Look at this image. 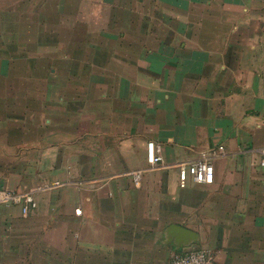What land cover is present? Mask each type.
Returning <instances> with one entry per match:
<instances>
[{
    "label": "crops",
    "instance_id": "obj_1",
    "mask_svg": "<svg viewBox=\"0 0 264 264\" xmlns=\"http://www.w3.org/2000/svg\"><path fill=\"white\" fill-rule=\"evenodd\" d=\"M16 11L37 33L0 34V189L36 206L0 203V264H264V0H0ZM202 154L212 182L180 186Z\"/></svg>",
    "mask_w": 264,
    "mask_h": 264
},
{
    "label": "built area",
    "instance_id": "obj_2",
    "mask_svg": "<svg viewBox=\"0 0 264 264\" xmlns=\"http://www.w3.org/2000/svg\"><path fill=\"white\" fill-rule=\"evenodd\" d=\"M259 164L264 167V146L259 149ZM147 162L150 167H157L162 163L160 147L153 141L147 142ZM213 164L209 156L202 154L196 160L191 162L178 164L179 185L185 186L187 177L190 175L197 182L211 183L213 180ZM133 182L138 184L140 181V171L131 173ZM59 182H52L51 186L58 185ZM0 203L3 204H19L21 212L27 214L31 209L35 208L36 202L30 193H16L9 189H0ZM214 253L210 249L200 248L189 250L184 253H175L171 258V264H213Z\"/></svg>",
    "mask_w": 264,
    "mask_h": 264
},
{
    "label": "rangeland",
    "instance_id": "obj_3",
    "mask_svg": "<svg viewBox=\"0 0 264 264\" xmlns=\"http://www.w3.org/2000/svg\"><path fill=\"white\" fill-rule=\"evenodd\" d=\"M31 1H33V0H31ZM35 1H37V0H34V2ZM33 14H34V12H32V11H28V12H26V11L9 12V15H7V12H0V19L5 18L6 15L9 17L10 20L6 21L5 23H8L10 25V27H11L10 29H9V27H8V29L5 28V23L0 21V23H1V25H0V34L3 35V37L5 35H7V36H11V37L16 38L15 32L18 30V31L21 32L20 35L22 37L25 36L27 38H30V40L32 41V39H35V35L37 33V30L35 28H32L33 26H30L31 23H32L31 20L33 19L32 18ZM156 15L157 16L154 17V18H156L157 24L150 26V28H148V29H150L152 31V32L150 31L151 33H155V34H165V33H167V28L165 26H161L162 21H161V17H160V12H158ZM44 16H47L49 21H51V20L55 21L57 19H60L59 14H55V13H52V12H46L45 14H41V17H44ZM22 17H25L23 19H27L26 17H28V19L26 21L28 24H26L27 26L23 25L22 27L24 29L21 30V28L19 27L20 29H18L17 28L18 26H16V25L19 22V20H23ZM44 19H46V18H43L42 20H44ZM168 25H169V28L171 30L174 28L173 25H171V24H168ZM13 27H15V28H13ZM44 29H45V31H44V34L42 36H48V35L52 34L51 29H48L47 27H44ZM144 29H145L144 27L143 28H138L137 29V33L141 34L144 31ZM10 30H12V31H10ZM130 31H131V29L128 28V27H123L121 29V28H118L117 25H114L113 27H111L109 30L106 31V34H118V33L120 34V33H124V32L129 34ZM186 32H187V29H186ZM16 33H19V32H16ZM172 256H171V258H172ZM15 258H17V256H15ZM17 260H19V259H16L15 261H17ZM170 264H171V260H170Z\"/></svg>",
    "mask_w": 264,
    "mask_h": 264
},
{
    "label": "water",
    "instance_id": "obj_4",
    "mask_svg": "<svg viewBox=\"0 0 264 264\" xmlns=\"http://www.w3.org/2000/svg\"><path fill=\"white\" fill-rule=\"evenodd\" d=\"M168 232L170 236L174 238L175 243L179 246H182L183 244H186L189 241L197 238L196 233L177 224L170 225L168 228Z\"/></svg>",
    "mask_w": 264,
    "mask_h": 264
},
{
    "label": "trees",
    "instance_id": "obj_5",
    "mask_svg": "<svg viewBox=\"0 0 264 264\" xmlns=\"http://www.w3.org/2000/svg\"><path fill=\"white\" fill-rule=\"evenodd\" d=\"M187 252V251H186ZM182 253H184V252H182Z\"/></svg>",
    "mask_w": 264,
    "mask_h": 264
}]
</instances>
